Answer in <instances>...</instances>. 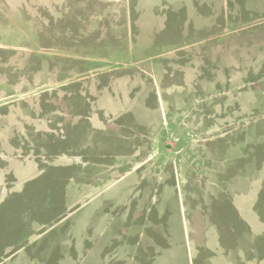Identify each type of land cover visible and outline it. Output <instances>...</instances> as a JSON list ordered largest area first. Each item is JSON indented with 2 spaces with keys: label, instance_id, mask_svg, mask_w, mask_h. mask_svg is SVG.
I'll list each match as a JSON object with an SVG mask.
<instances>
[{
  "label": "rangeland",
  "instance_id": "rangeland-1",
  "mask_svg": "<svg viewBox=\"0 0 264 264\" xmlns=\"http://www.w3.org/2000/svg\"><path fill=\"white\" fill-rule=\"evenodd\" d=\"M0 264H264V0H0Z\"/></svg>",
  "mask_w": 264,
  "mask_h": 264
}]
</instances>
